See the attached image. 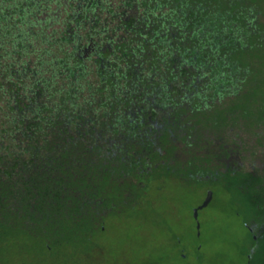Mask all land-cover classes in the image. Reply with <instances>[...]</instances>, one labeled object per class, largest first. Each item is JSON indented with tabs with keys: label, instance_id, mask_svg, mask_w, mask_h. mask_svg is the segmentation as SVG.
Listing matches in <instances>:
<instances>
[{
	"label": "flooded vegetation",
	"instance_id": "flooded-vegetation-1",
	"mask_svg": "<svg viewBox=\"0 0 264 264\" xmlns=\"http://www.w3.org/2000/svg\"><path fill=\"white\" fill-rule=\"evenodd\" d=\"M86 5L71 24L84 71L70 91L0 65V241L15 232L52 255L78 243L86 253L111 217L149 210L180 243L165 200L188 201L198 236L204 210L224 201L246 219L249 260L264 253V92L239 77V43L219 44L229 30L207 21L232 8L264 22V0Z\"/></svg>",
	"mask_w": 264,
	"mask_h": 264
},
{
	"label": "rangeland",
	"instance_id": "rangeland-1",
	"mask_svg": "<svg viewBox=\"0 0 264 264\" xmlns=\"http://www.w3.org/2000/svg\"><path fill=\"white\" fill-rule=\"evenodd\" d=\"M187 203L176 206L165 200L161 206L169 212L180 243L160 218L142 210L111 217L107 230L95 236L101 249L86 253L78 243L62 246L60 254L52 255L40 241L10 232L0 241V264H259L264 259L261 253L249 260L253 240L246 219L226 202L204 210L200 236Z\"/></svg>",
	"mask_w": 264,
	"mask_h": 264
},
{
	"label": "trees",
	"instance_id": "trees-1",
	"mask_svg": "<svg viewBox=\"0 0 264 264\" xmlns=\"http://www.w3.org/2000/svg\"><path fill=\"white\" fill-rule=\"evenodd\" d=\"M86 4L76 0H0V65H3V70L8 65H15L19 73L28 75L38 89L70 91L75 68H78V76L84 71V64L76 56L80 46V39L77 42L79 31L71 24L78 19L74 15L79 10L78 5L84 8ZM242 12L239 11L240 14ZM254 12H260V9L255 8ZM238 14L233 16L232 8H218L217 17L207 21H211L213 26L219 23L224 33L229 30L228 35L219 32V44L239 43L236 70L239 77L253 78L249 91H253L257 98L260 92H264V56L258 55L264 47V22L256 14L248 18L251 22L247 24L244 23L246 18H235ZM252 28L256 36L253 42ZM212 33L209 32L208 36ZM250 47L254 49L256 60L253 68L247 60ZM227 67L230 69L222 73L231 75L232 67ZM259 264H264V259Z\"/></svg>",
	"mask_w": 264,
	"mask_h": 264
}]
</instances>
